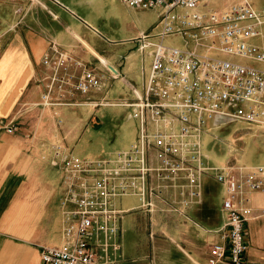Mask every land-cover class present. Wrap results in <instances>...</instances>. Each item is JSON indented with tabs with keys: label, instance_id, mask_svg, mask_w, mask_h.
<instances>
[{
	"label": "built area",
	"instance_id": "built-area-1",
	"mask_svg": "<svg viewBox=\"0 0 264 264\" xmlns=\"http://www.w3.org/2000/svg\"><path fill=\"white\" fill-rule=\"evenodd\" d=\"M120 1L131 9H160L155 30L134 39L141 51L147 49L151 63L142 97L125 104L139 118V134L128 148L101 159H79L60 145L52 149L53 165L65 181L63 244L41 247L40 260L110 264L119 251L122 219L134 210L118 208L117 198L136 196V209L149 216L160 204L184 214L203 203L208 176L222 187L225 219L219 241L208 249L207 264H245L247 194L264 192V164L211 166L201 139L230 122L264 129V70L217 56L264 63V50L250 43L261 36L264 6L257 10L253 0H239L214 10L207 9L212 0ZM3 36L0 32V49ZM168 37L182 38L184 46L165 45ZM41 64L49 72L39 82L43 108L68 104L65 91L88 95L105 86L100 71L55 44ZM67 69L78 74L67 75ZM17 131L15 118H0V132Z\"/></svg>",
	"mask_w": 264,
	"mask_h": 264
},
{
	"label": "crops",
	"instance_id": "crops-1",
	"mask_svg": "<svg viewBox=\"0 0 264 264\" xmlns=\"http://www.w3.org/2000/svg\"><path fill=\"white\" fill-rule=\"evenodd\" d=\"M29 1L30 6L19 7V32L6 42L7 32H1L4 36L0 50V118H15L18 131L0 132V264H42L41 247L62 246L61 202L65 181L63 171L53 165L52 149L60 145L72 152L66 139L72 138L76 123L72 122L65 131V108L98 106L87 95H71L68 91H65L68 103L65 106H40L42 85L39 82L49 74L41 64L42 56L55 44L85 63L83 55L89 52L82 40L94 39L88 38V34L85 36L83 30L90 32L95 28L86 20L74 19L77 16L60 0H50L56 9L41 0ZM65 74L76 76L78 71L67 69ZM221 192L222 199L217 206L209 190L204 188L203 203L184 214L158 205L153 214L162 216L156 220V231L152 223L149 225L147 254L141 253L139 246L135 255L124 248L121 222L119 251L110 264H207L208 249L219 241L218 231L225 219L221 210L222 187ZM247 196L251 215L246 222L245 264H264V192ZM137 207L122 210L139 212Z\"/></svg>",
	"mask_w": 264,
	"mask_h": 264
},
{
	"label": "rangeland",
	"instance_id": "rangeland-1",
	"mask_svg": "<svg viewBox=\"0 0 264 264\" xmlns=\"http://www.w3.org/2000/svg\"><path fill=\"white\" fill-rule=\"evenodd\" d=\"M41 1L56 9L50 0ZM60 1L77 16L74 19L79 21V17L95 28V31L91 30L92 32H85L82 29L85 36L88 34V38L94 39H87V42L82 40L84 48L89 52L83 56L91 69L96 68V71H100L106 77L105 86L100 91H93L87 95L93 102H98V106H75L65 108L63 111L65 131L71 127L72 122L76 123L72 127L73 136L70 140L66 139V144L79 159H101L128 148L137 140L140 130L139 118L132 114V108L125 104L138 101L142 97L151 63L146 54L147 49L145 52L141 51L134 39L141 33L150 34L155 30L160 9H131L120 0ZM237 1L239 0H212L207 9L223 10ZM253 1L257 10L264 6V0ZM25 4L31 5L29 0H0V32H7L4 36L5 42L19 32L21 24L16 10ZM68 15L72 16L70 13ZM260 31L261 36L250 40V43L264 50V20L260 25ZM89 33H93L94 37ZM164 44L183 47L184 40L180 37H168ZM217 56L264 70V63L224 54ZM83 99L84 97L80 98ZM102 102L104 105H100ZM201 141L211 166L250 169L264 164L262 128L230 122L203 134ZM204 188L205 191L209 190V196L214 198L218 206L222 199L221 186L207 176L204 178ZM116 203L121 209H127L138 206L139 201L136 196H127L117 198ZM161 216L158 213L149 216L137 211L125 215L122 221L123 246L131 255H135L138 246L142 250L141 253H149V225L152 223V229L156 231L155 223ZM171 252L176 253L174 250Z\"/></svg>",
	"mask_w": 264,
	"mask_h": 264
}]
</instances>
